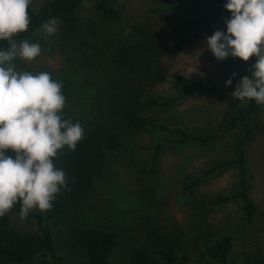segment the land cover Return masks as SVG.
<instances>
[{"label": "rangeland", "instance_id": "374dc122", "mask_svg": "<svg viewBox=\"0 0 264 264\" xmlns=\"http://www.w3.org/2000/svg\"><path fill=\"white\" fill-rule=\"evenodd\" d=\"M51 0H32L31 7L40 9ZM199 5L209 17L227 12L226 0H185ZM96 0H86L77 10V30L70 40L60 38V23L54 36L38 30L30 40L39 43L42 53L34 61H17L21 70L49 72L63 83L66 105L64 117L72 116L82 126L115 125L113 97L121 85L119 74L108 63V53L115 41L128 39L131 28L138 23L152 22L169 39V27L191 19L189 15L170 9L169 0H117L118 17L109 21L95 12ZM169 3V4H168ZM153 10H158L151 13ZM160 16H167L162 21ZM96 31H87L90 24ZM216 30L226 33L224 24L201 28L197 36L188 40L174 59L165 57L161 64L170 73L183 74L187 80L204 82L232 93L244 76L251 77V68L242 62H218L208 50L206 40ZM256 59L255 57H253ZM236 73L231 86L226 81ZM154 94L174 97L171 80L155 86ZM235 110L233 104L212 97L194 96L163 110H147L146 116L169 126H180L189 131H212L218 122ZM264 123V113L262 114ZM122 148L108 156L106 171L92 193L79 207L57 219L46 222L54 239L56 252L64 264H83L82 253L68 239L75 225L123 232L120 246L108 264H128L131 241L139 235L141 220H148L163 233L175 232L188 252L186 264H220L203 254V246L224 236L232 239L228 264H253V255L260 249L264 258V134L246 146V169L250 176L249 197L257 207L251 225L245 222L239 199L215 205L220 197L234 195L238 188L239 171L230 166L212 172L196 189L183 194L185 180L202 179L215 162L229 159L234 154L237 130L219 132L216 143L202 147L196 143L166 144V135L159 131L129 134L120 128ZM163 145L156 171L150 174L151 154L155 145ZM64 152L60 150L53 162ZM42 213V212H41ZM16 230L35 233V220L21 219L9 211ZM30 264H37V260Z\"/></svg>", "mask_w": 264, "mask_h": 264}, {"label": "trees", "instance_id": "16d2710c", "mask_svg": "<svg viewBox=\"0 0 264 264\" xmlns=\"http://www.w3.org/2000/svg\"><path fill=\"white\" fill-rule=\"evenodd\" d=\"M86 0H51L40 9L34 10L31 5L28 12L30 25L25 33L18 34L17 40H31L41 29L43 22L55 17L60 23V38L70 40L77 30L75 14ZM170 9L186 13L191 19L172 23L169 36L174 43L169 46V39L158 31L152 22L138 23L131 28L130 37L115 41L108 53V63L113 72L119 74L118 89L113 97L112 107L115 125L83 126L85 137L77 144L76 150L67 148L58 156L55 167L62 169L67 176L68 186L61 189L47 212L33 211L25 220H35V233H21L16 230L8 214L0 217V264H30L37 260V264H64L63 258L56 252L54 239L46 222L76 210L81 201L94 190L106 171L108 156L122 148L120 128L129 134H139L145 131H159L166 135L168 145H186L196 143L202 147H210L224 130H237L239 137L234 144V154L231 158L213 163L205 172L202 179L185 180L183 194L193 192L212 172L235 166L239 171L238 188L230 197H220L215 205H223L232 199H239L247 225H251L257 213V207L249 197L250 176L246 169V146L264 134L262 114L264 107L255 101L241 103L235 100L223 89L204 82H193L180 73H170L162 66L163 58H176L188 40L197 36L198 31L206 26L224 24L230 17L225 12L215 17H209L203 9L195 3L185 0H169ZM117 0H96L95 12L102 18L113 21L119 15L116 8ZM158 10H153L155 13ZM162 21L167 16H160ZM88 32L96 31V26L89 25ZM0 42V48L6 47ZM226 61L242 62L229 57ZM256 59L251 58L245 63L252 68ZM171 80L175 91L174 97L164 98L154 94V87ZM194 96L212 97L234 105L235 110L229 113L225 121L218 122L212 131H189L178 126H169L146 116L147 110H163L174 106ZM70 118L76 123L72 116ZM163 145L154 146L151 154L150 174L156 171L158 156ZM70 189V191L68 190ZM19 216L20 204L17 203L10 210ZM137 237L131 241L128 264H186L189 255L182 239L174 231L163 233L148 220H141L137 229ZM68 239L83 257V264H108L112 254L120 246L123 232L119 229H96L75 225L68 232ZM232 250V239L224 236L203 246V254L220 264H228V257ZM253 264H264L260 249L253 255Z\"/></svg>", "mask_w": 264, "mask_h": 264}, {"label": "clouds", "instance_id": "9594fccd", "mask_svg": "<svg viewBox=\"0 0 264 264\" xmlns=\"http://www.w3.org/2000/svg\"><path fill=\"white\" fill-rule=\"evenodd\" d=\"M32 0H0V217L20 204L19 216L47 212L61 189L68 186L66 173L54 165L58 152L75 151L85 137L79 123L65 118L63 83L46 71L21 70L17 61L30 63L39 57V43L17 40L30 25ZM231 15L226 33L216 30L206 40L218 62L229 57L245 63L253 57L251 77L244 76L230 94L241 103L255 101L264 107V0H226ZM46 36L59 27L52 17L40 26ZM236 73L226 81L231 86ZM70 191V189H68Z\"/></svg>", "mask_w": 264, "mask_h": 264}]
</instances>
